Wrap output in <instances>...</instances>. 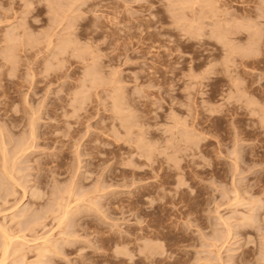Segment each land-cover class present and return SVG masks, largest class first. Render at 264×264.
Instances as JSON below:
<instances>
[{
    "label": "rangeland",
    "instance_id": "obj_1",
    "mask_svg": "<svg viewBox=\"0 0 264 264\" xmlns=\"http://www.w3.org/2000/svg\"><path fill=\"white\" fill-rule=\"evenodd\" d=\"M0 115V264H264V0H0Z\"/></svg>",
    "mask_w": 264,
    "mask_h": 264
},
{
    "label": "bare ground",
    "instance_id": "obj_2",
    "mask_svg": "<svg viewBox=\"0 0 264 264\" xmlns=\"http://www.w3.org/2000/svg\"><path fill=\"white\" fill-rule=\"evenodd\" d=\"M217 35H219L220 37L222 36L221 34H217ZM219 36H218V37H219ZM242 52H244V53H246V54H251V52H254V51L251 50V49H245V48H242ZM0 116H1V115H0ZM8 131H9V130H8ZM9 133H10V132H9ZM32 133H33V132H32ZM32 137H33V136H32ZM17 142H18V141H17ZM16 144H17V143H16ZM1 146H2L1 148L4 150V148H5V144L3 145V143H2ZM26 147H27L26 145H25L24 147H23V146H22V147L19 146L17 152H18V153H20V152L22 153V152L24 151V149H26ZM28 147H29V146H28ZM7 150H8V149H7ZM8 154H9V153H8ZM27 154H28V152H27ZM4 155H5V153H4V154L2 153V156H3V157H4ZM3 157H2V159H6V157H5V158H3ZM27 158H28V157H27ZM9 159H10V158H9ZM3 161H4V160H3ZM11 161H12V160H11ZM6 162H7V160H6ZM6 162L4 161V166H5V163H6ZM15 163H16V162H15ZM2 166H3V165H2ZM4 166H3V168H5V172H6V168H8L9 166H8V167H4ZM17 166H18V165H17ZM11 168H12V167H11ZM20 169H21V168H20ZM8 170L11 171L12 169L9 168ZM5 172H4V173H5ZM12 172H13V171H12ZM6 174H7V173H6ZM9 174H11V173H9ZM13 174H14V173H12V176L15 177ZM4 176H5V175H4ZM4 176H3V177H4ZM9 176H11V175H9ZM9 176L7 175V178H8ZM12 176L8 178V181L10 182V183H9V184H10V187H9L10 190H12V188L14 187V183L16 184V181L18 182V178H13ZM11 178H12V179H16V180H13V181H12ZM2 179H4V178H2ZM9 179H11V180H9ZM5 180H6V179H5ZM6 182H7V181H6ZM6 182L3 180V181H1V183H0V191H1L0 193H1V195H2V191H4V189H5V191H6L7 189H9V188H6V187H7V186L5 185ZM19 184H20V183H19ZM17 186H18V185H17ZM15 187H16V186H15ZM15 189H16V188H15ZM39 189H40V188H39ZM15 191H16V190H15ZM7 192L9 193V190H8ZM7 192H6V194H7ZM4 194H5V193H4ZM1 195H0V196H1ZM8 195H9V194H8ZM16 195H17V194H16ZM6 196H7V195H6ZM6 196H5V198H6ZM19 196H20V195H19ZM5 198H2V200H3V199L5 200ZM7 199H8V198H7ZM234 200H235V199H234ZM4 203H5V202H4ZM1 205H2V204H1ZM13 205H14V204H13ZM17 206H18V205H17ZM10 208H11V207H10ZM66 208H67V207H66ZM30 209H31V208H30ZM17 210H18V208H17ZM55 211H56V210H55ZM61 212H62V211H61ZM45 213L47 214V212H45ZM63 213H64V212H63ZM35 215H36V214H35ZM32 216L34 217V215H32ZM46 217H47V215H46ZM19 218H20V217H19ZM35 220H36V219H35ZM35 220H34V221H35ZM34 221H33V222H34ZM23 223H24V222H23ZM60 223H61V222H60ZM63 223H64V222H63ZM27 224H28V223H27ZM27 224H25V225H27ZM33 224H35V223H33ZM56 224H57V223H56ZM35 225H36V224H35ZM56 226H57V225H56ZM0 227H1V226H0ZM28 227H29V226H28ZM32 227H33V226H32ZM34 228H35V227H34ZM34 228H32V229H34ZM7 229H8V228H7ZM7 229H6L5 226H4V227H1V229H0L1 232L3 233L2 235H4V239H5L3 249H7L6 247L9 245L10 241L12 242V240H13L12 237H14L13 235H11V233L8 232L9 230H7ZM24 229H27V228L24 227ZM29 229H30V227H29ZM35 229H36V228H35ZM35 229H34V230H35ZM30 230H31V229H30ZM22 231H23V230H22ZM0 234H1V233H0ZM31 234H32V232H31ZM31 234H30V235H31ZM64 234H66V232H65ZM64 234H63V236H64ZM33 235H34V234H33ZM69 235H70V234H69ZM61 236H62V235H61ZM15 237H16V236H15ZM18 237H19V236H18ZM36 237H38V236H36ZM44 237H45V236H44ZM70 237H71V236H70ZM20 238H22V237H20ZM60 238L62 239V237H60ZM64 238H65V237H64ZM66 238H67V237H66ZM30 239H31V238H30ZM34 239H35V238H34ZM19 240H20V239H18V243H19L18 245L22 244V243H20L21 240H20V241H19ZM36 240H37V239H36ZM70 240H71V239H70ZM24 241H25V240H24ZM32 241H33V240H32ZM63 241H64V240H63ZM149 241H150V240H149ZM40 242H41V241H40ZM35 244H37V243H35ZM54 245H55V244H54ZM33 246H34V245H33ZM35 246H36V245H35ZM17 247H18V246H17ZM19 247H20V246H19ZM31 247H32V246H31ZM39 247H40V246H39ZM39 247H38V248H39ZM55 247L58 248V245H57V246L55 245ZM60 247H61V246L59 245V249H60V250H63V249H62L63 246H62L61 248H60ZM35 249H36V248H35ZM39 249H40V248H39ZM64 249H66V248L64 247ZM42 250H43V249H42ZM4 251H6V250H4ZM39 251H40V250H39ZM38 253H39V252H38ZM38 253H37V254H38ZM35 255H36V254H35ZM39 255H40V254H39ZM41 255H42V254H41ZM41 255H40V256H41ZM0 257H1V256H0ZM36 257H37V255H36ZM43 257H44V256H43ZM34 258H35V257H34ZM37 258H38V257H37ZM37 258H36V259H37ZM50 258H52V257H50ZM36 259H35V261H36ZM37 260H38V259H37ZM48 260H51V259H48ZM38 261L40 262V260H38ZM41 261H42V264L45 262V261L42 260V258H41ZM3 262H4V261H3ZM39 262H37V263H39Z\"/></svg>",
    "mask_w": 264,
    "mask_h": 264
}]
</instances>
